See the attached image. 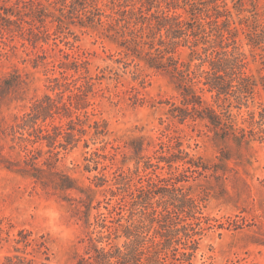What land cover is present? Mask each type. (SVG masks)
<instances>
[{"label": "trees", "instance_id": "1", "mask_svg": "<svg viewBox=\"0 0 264 264\" xmlns=\"http://www.w3.org/2000/svg\"><path fill=\"white\" fill-rule=\"evenodd\" d=\"M261 9L254 0H0V33L21 31L27 24L37 45L40 39L33 27L49 19L61 29L79 25L97 31L123 49L127 57L169 77L182 98L181 106L171 103V118L182 124L201 121L216 140L241 152L256 140L264 141V103L257 111L251 109L256 97L264 99V77L247 71L245 52L246 48L259 51L264 58ZM182 49L190 50L188 62L180 58ZM195 61L199 63L193 65ZM75 71L79 72L78 65ZM63 77L54 78L50 87L53 92L69 93L61 106L45 94L35 99L28 111L15 115L7 134L20 139V149L16 160H4L0 153V166L44 186L49 174L58 178L59 189L79 194L76 210L88 228H95L82 241L85 251L75 264H193L202 233L215 225L204 215L207 199L192 182L212 168L202 158L192 156L181 139L174 145L162 143L153 155L146 154L153 143L146 145L139 139L130 145L139 181L134 183L131 170L114 173L115 190L105 188L109 182L106 176L98 177L96 188H102L104 196L110 195L104 200L107 213L99 212L92 223L96 190L78 186L71 176L52 165H41L36 148L46 144L49 149H68L77 141L76 132L86 133L78 114L89 117L93 79L85 77L80 84V78L69 82ZM208 96L222 111L209 102ZM244 108L249 118H242L240 125L238 117ZM57 115L68 120L67 128L55 124ZM92 127L94 140L104 141L109 135L105 122L94 121ZM94 154L107 159L97 151ZM221 154L222 161L232 159L223 150ZM93 162L97 170L101 162ZM141 167L147 172L145 176L140 174ZM219 170L215 167L214 172ZM120 240L123 245H119ZM42 247L43 252H49L47 241ZM16 258L17 264L29 262L25 257Z\"/></svg>", "mask_w": 264, "mask_h": 264}, {"label": "rangeland", "instance_id": "2", "mask_svg": "<svg viewBox=\"0 0 264 264\" xmlns=\"http://www.w3.org/2000/svg\"><path fill=\"white\" fill-rule=\"evenodd\" d=\"M254 1L263 11L264 0ZM105 10L111 13L109 8ZM24 26L21 31L0 33V153L4 160H16L20 149V139L7 134L15 115L28 111L33 101L45 94L59 106L67 100L69 93L51 91L54 78L63 80L66 76L69 82L80 78V84L85 77L92 78L95 86L89 96V117L83 112L78 114L84 122L80 127L84 126L86 133L76 132L77 141L68 149L36 145L41 165H52L71 176L78 186L96 190L91 222L99 212L107 213L104 200L110 195L104 196L103 189L96 188L98 177L106 176L109 182L105 188L116 190L114 173L131 170L135 174L131 144L139 139L146 145L153 143L146 152L153 155L162 143L174 145L181 139L192 156L202 158L212 168L192 182L207 199L204 215L215 225L202 233L193 264H264V141L256 140L249 149L238 152L234 145L216 140L205 123L188 120L182 124L174 120L169 115L171 103L181 106L182 98L169 77L127 57L123 49L97 31L79 25L61 29L49 19L33 27L40 39L36 45L30 26ZM245 52L247 71L264 77L260 52L248 48ZM189 53V49H182L180 58L188 62ZM196 63L199 61L193 65ZM208 99L222 111L211 96ZM262 102L264 99L256 97L251 109L259 110ZM233 113L237 115L238 111L234 109ZM55 118L56 125L67 128L66 118ZM242 118H249L245 108L238 117L240 125ZM94 121L108 125L109 135L104 141L94 140ZM58 140L64 141L62 137ZM222 150L232 158L230 161L221 160ZM96 151L107 159L98 158ZM94 160L101 162L97 170ZM215 167L220 168L217 173ZM140 174L145 176L147 172L141 167ZM45 177L44 186L0 166V264H17L16 257L27 258L28 264H75L77 256L84 254L82 241L95 227L88 228L76 210L79 194L59 189L58 178L49 174ZM44 241L48 242V255L43 252ZM118 243L123 245V240Z\"/></svg>", "mask_w": 264, "mask_h": 264}, {"label": "clouds", "instance_id": "3", "mask_svg": "<svg viewBox=\"0 0 264 264\" xmlns=\"http://www.w3.org/2000/svg\"><path fill=\"white\" fill-rule=\"evenodd\" d=\"M54 215V214H53Z\"/></svg>", "mask_w": 264, "mask_h": 264}]
</instances>
